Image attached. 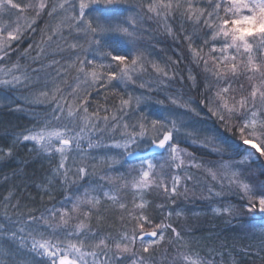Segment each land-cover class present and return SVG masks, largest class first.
<instances>
[{
    "label": "snow or ice",
    "instance_id": "snow-or-ice-1",
    "mask_svg": "<svg viewBox=\"0 0 264 264\" xmlns=\"http://www.w3.org/2000/svg\"><path fill=\"white\" fill-rule=\"evenodd\" d=\"M5 101L31 127L0 162L30 145L49 167L0 177V264H239L195 236L193 199L249 214L264 261V0H0Z\"/></svg>",
    "mask_w": 264,
    "mask_h": 264
},
{
    "label": "trees",
    "instance_id": "trees-1",
    "mask_svg": "<svg viewBox=\"0 0 264 264\" xmlns=\"http://www.w3.org/2000/svg\"><path fill=\"white\" fill-rule=\"evenodd\" d=\"M38 38V37H37ZM30 42V41H27ZM155 43V41H153ZM157 47H167L168 54L171 55L175 45L171 40L162 41ZM127 91L132 92L134 95H140L144 90L138 89L135 86L127 88ZM151 99L146 100L141 107L144 112L152 118L155 114L163 111L165 106L156 103L157 100L163 99V95L148 94ZM5 102H0V148L12 143L11 134L19 132L23 128L31 127L29 117L22 112H18L13 108L5 107ZM190 150L197 153L199 157L202 149H198L195 145H186ZM17 155L14 160L7 162H0V177L3 175H11L13 169L20 168L26 171L27 175L33 177L36 184H39L40 179L46 173L49 162L43 156L37 158L31 151V146L28 148L19 147L16 149ZM253 171L258 172V167L253 165ZM2 182V181H0ZM2 191V189H0ZM32 198V199H30ZM25 201L34 207L41 206L42 203H48L46 196H43L42 189L30 187L25 193ZM232 203H236L235 200ZM182 207L187 209L188 221L187 223L195 229V236L202 242H214L209 238L220 237L221 240H227L230 244L234 245L236 252L239 253L237 259L239 264H264L258 256L245 255L243 249L248 245L255 246L256 241L251 235L239 231L240 225L246 223L249 219V214L241 210L240 214L233 217L227 215L215 214L211 211V207H218L212 205L211 207L202 200L193 199L186 201ZM239 207V205H237ZM152 215H159L153 212ZM259 218L257 217V221Z\"/></svg>",
    "mask_w": 264,
    "mask_h": 264
}]
</instances>
